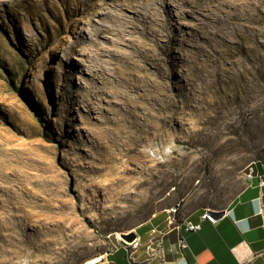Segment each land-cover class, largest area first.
I'll use <instances>...</instances> for the list:
<instances>
[{
  "label": "rangeland",
  "instance_id": "374dc122",
  "mask_svg": "<svg viewBox=\"0 0 264 264\" xmlns=\"http://www.w3.org/2000/svg\"><path fill=\"white\" fill-rule=\"evenodd\" d=\"M103 1L0 0V264H85L110 248L108 235L159 210H222L245 166L264 165V0H249L246 26L226 37L237 60L228 75L203 63L208 75L200 79L180 64L182 81L171 83L147 70L167 90L137 99L132 112L146 131L136 141L118 127L133 102L116 87L119 60L98 64L107 78L86 119L94 125L76 114L101 80L90 68L95 60L73 50L77 38L90 37ZM186 22L180 27L188 31ZM78 62L87 65L83 74ZM160 64L166 69L168 59ZM232 92L242 102L223 111L226 121L236 120L239 134L244 121L256 130L243 143L226 132L211 137L212 103ZM151 178L159 180L153 189Z\"/></svg>",
  "mask_w": 264,
  "mask_h": 264
},
{
  "label": "bare ground",
  "instance_id": "6f19581e",
  "mask_svg": "<svg viewBox=\"0 0 264 264\" xmlns=\"http://www.w3.org/2000/svg\"><path fill=\"white\" fill-rule=\"evenodd\" d=\"M156 3V0H104L94 15L98 19L94 20L89 29L90 37L77 38V48L73 51L95 60L90 64V68L101 80L99 85L94 86L95 91L90 93L91 99L83 106L85 113L81 111L80 102L76 106V114L81 116L80 124L94 125V122L89 123L86 119L93 116L92 103L101 95L102 83L107 78L98 65L104 56L121 62L119 68L113 67L118 78L116 87L120 86L123 93L131 96L133 102L128 103L125 110L120 112L122 116L118 127L125 130L126 138L131 141L143 139V133L146 131L144 122H139L136 114L132 112L137 99L141 95L151 96L167 90L166 84L154 83L149 74L175 83L177 80L182 81V74L175 75L180 64L185 65L187 70L196 71L198 78L205 79L208 73L203 72L201 64L205 63L209 67L213 65L214 70L210 72L214 75L220 72L228 75L237 63L233 58L236 51L228 48L226 37L237 25L246 26L249 0H162L158 3L159 10L154 7ZM137 7L146 12V20L139 17L140 11ZM125 10L130 11V15L126 14ZM188 19L192 24L189 30L185 31L180 26L188 24ZM108 34L114 38L108 37ZM80 41L88 43L86 48L80 47ZM164 57L168 59L166 69L160 64ZM77 65L83 74L82 65H87L79 62ZM263 69L264 58L261 59V70ZM104 73L108 75L107 72ZM263 85L264 83L260 84V87ZM237 96L234 92L230 95L224 93L220 99L213 101L212 107L217 111L211 120L215 123L212 138H219L220 134L226 132L234 135L226 140L243 143V136H253L256 133L251 122L244 121L239 134L237 132L241 127L237 125L236 120L226 121L223 111L240 108L242 101ZM248 125L251 128L246 131L245 126ZM143 184L146 182H138L137 186ZM148 184L149 188L153 189L158 186L159 180L151 178ZM98 259L99 256L90 258L85 264H94Z\"/></svg>",
  "mask_w": 264,
  "mask_h": 264
},
{
  "label": "crops",
  "instance_id": "0c3cea01",
  "mask_svg": "<svg viewBox=\"0 0 264 264\" xmlns=\"http://www.w3.org/2000/svg\"><path fill=\"white\" fill-rule=\"evenodd\" d=\"M255 167L261 172L264 165L256 161ZM222 210L223 215L216 220L203 218V209L179 215L200 224L197 231H180L185 243L181 252L173 249L178 235L170 226L168 229V210L157 211L131 228L138 240V247L131 253L133 262L160 264L146 251L149 241L160 239L163 260L172 264H264V186L259 189L255 179L251 182L242 179ZM107 238L111 244H117L114 236ZM96 256L100 257L97 264H131L121 248L99 252L91 258Z\"/></svg>",
  "mask_w": 264,
  "mask_h": 264
},
{
  "label": "built area",
  "instance_id": "2783aa9c",
  "mask_svg": "<svg viewBox=\"0 0 264 264\" xmlns=\"http://www.w3.org/2000/svg\"><path fill=\"white\" fill-rule=\"evenodd\" d=\"M242 179H244L247 182H251L252 180H256V184L257 187L259 189H261V187L264 186V167L262 169V171H258L255 167V162H250L248 163L245 168L244 171L242 173ZM177 207L178 204L173 207V209H169L168 210V217H167V226L169 229H174L177 232V239L174 243V250L175 251H179L181 252L182 249L185 247V243L183 241V239L180 236V231L184 230L186 232L188 231H197L200 228V224L199 223H193L190 221H187L185 219H183L181 216H178L177 214ZM203 218H206V214L204 212V214L202 215ZM110 235H108L109 237ZM117 244H111L110 248L107 250V252H113L115 251L117 248H121L124 252L126 257L128 258V260L130 261L131 264H136L133 262L132 257H131V253L132 251L138 247V240L137 237L134 241L130 242V243H126L122 240H120L116 233L113 234ZM146 251H148L149 255L151 258H156L158 259L160 264H172L170 262H165L163 260V256H162V251H163V247L161 244V240L160 239H156V240H151L147 243L146 245ZM148 261V260H147Z\"/></svg>",
  "mask_w": 264,
  "mask_h": 264
},
{
  "label": "water",
  "instance_id": "95a60500",
  "mask_svg": "<svg viewBox=\"0 0 264 264\" xmlns=\"http://www.w3.org/2000/svg\"><path fill=\"white\" fill-rule=\"evenodd\" d=\"M223 212H224L223 210H211V209L205 210L206 217L210 220L218 219L219 217H221L223 215ZM116 235L120 240H122L126 243H130V242L134 241L137 237V235L133 229L116 232ZM99 261H100V257H99L98 261L95 262L94 264H97Z\"/></svg>",
  "mask_w": 264,
  "mask_h": 264
},
{
  "label": "trees",
  "instance_id": "16d2710c",
  "mask_svg": "<svg viewBox=\"0 0 264 264\" xmlns=\"http://www.w3.org/2000/svg\"><path fill=\"white\" fill-rule=\"evenodd\" d=\"M179 207V206H178ZM178 207H177V209H178Z\"/></svg>",
  "mask_w": 264,
  "mask_h": 264
}]
</instances>
